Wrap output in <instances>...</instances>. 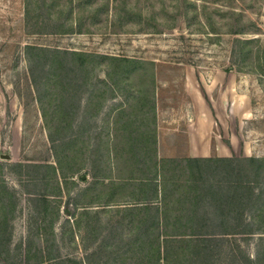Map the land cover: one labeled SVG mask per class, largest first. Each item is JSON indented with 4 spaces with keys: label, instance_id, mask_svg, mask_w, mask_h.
I'll return each mask as SVG.
<instances>
[{
    "label": "rangeland",
    "instance_id": "1",
    "mask_svg": "<svg viewBox=\"0 0 264 264\" xmlns=\"http://www.w3.org/2000/svg\"><path fill=\"white\" fill-rule=\"evenodd\" d=\"M226 1L196 2L198 7H208L211 19L220 25L218 28L222 31L228 21L222 15L226 11L223 6H227ZM242 1L244 5H250L251 8L245 10L244 15L256 27L254 33L248 35V39H259L260 46L264 49V0ZM24 5L26 14L22 11ZM182 13L181 6L176 5L175 0H73L72 4L69 0H0V183L4 186L2 190L15 196V208L8 214L11 235L6 247L9 249L5 248L7 254L1 250L0 264H20V258L27 254L26 247L33 253L41 239L50 238L53 226L60 228L63 221L55 222L54 210L52 213L50 206L40 202L42 188L38 179L45 180L51 176L46 164L52 163L59 168L56 163V159H59L60 167L67 172L69 164L64 158L65 154L69 158L76 154L75 161L81 165L78 161V147H81L84 157L98 149V152L103 153V147L108 141L106 133L102 132L104 116L94 114L98 110L99 113L104 110V114L116 107L137 104L139 100L133 99L136 87L152 91L157 117L161 126L167 128L163 135L166 143L161 146L165 149L161 151V157L185 156L179 152L177 140L173 137L184 125L183 115L192 112V108L187 105L189 94L185 83V69L190 68L195 69L194 72L200 79L194 89L200 96L207 91L215 98V108L222 109L223 117L219 118L220 122L214 130L216 145L221 141L225 147L228 146L230 152L225 148V153L217 152L210 157L215 160L264 158V76L244 72L233 63L231 45L234 37L227 34L212 36L199 31L197 22L201 24L204 21L200 10L197 11L196 20L191 22H186ZM188 16L190 18L193 14L189 12ZM28 47H40L43 50L39 54L40 66L35 68L40 81L37 88L30 77L29 60L26 56ZM72 52L100 58L137 60L146 65L137 67L131 63L126 68L115 69L114 78L117 82L113 86L105 75L106 68L102 64L87 69L88 73L86 69L79 68L80 76H85L87 80L85 90L73 101V104L80 105L79 114L73 119L78 120V124L84 122L87 126L82 131L84 134L78 132L79 142L83 141L84 144L75 142L72 150L66 153L61 147L54 148L47 129L57 119H64L54 112L55 105L60 101L61 90L45 82H51L55 76L52 67L55 59L63 61L66 58L67 64L75 61L76 57L69 55ZM29 53L30 59H35L32 57L33 53ZM116 64L117 62L114 65ZM220 71L230 75V80L224 83L219 81ZM124 72L126 75H122ZM151 76L152 85L149 84ZM104 89H107L103 96L104 104L97 107L96 96L93 95H99ZM63 95L71 103L70 97L66 93ZM88 98L91 99L90 102ZM41 103L46 109L45 117ZM67 134L69 130L63 132V136ZM69 136L72 135L65 138L66 142L71 140ZM229 141L234 143L235 152L230 148ZM135 151L142 152L136 147ZM2 155L9 156V159H1ZM224 155L229 158H221ZM16 162L40 167L18 168L16 172L13 164H10ZM213 163L214 167L226 165ZM180 166L185 167V163L181 162ZM22 172L24 176L21 175ZM84 173L85 170L78 175L81 177ZM258 175L256 180L250 178V183L258 185L254 187L256 190L253 198L257 197L261 204L264 201L263 168ZM35 178L38 179L33 182L32 187L31 183ZM180 178L185 179L181 176L178 179ZM197 182L200 183L196 180L195 183ZM218 182L223 180H213L212 184L196 189L201 195L206 190L208 196L209 191L216 192L217 187L213 183ZM224 185L226 184L221 185L222 188L227 189ZM24 187L35 195L28 196ZM219 194L216 192L215 196L218 197ZM244 198L243 195L242 200ZM259 204H255V207H259ZM56 205L60 207V203ZM253 209L248 207L242 216L244 223L248 222V229L252 231L259 228L260 223V219H252ZM58 231L61 239V231ZM64 239L68 240L67 237ZM224 246L235 256L236 261L233 263L229 259V264H264V234L226 238ZM76 251L73 246L63 248L61 258L80 257V252ZM227 254L225 250V262L228 261ZM198 261L197 264H200L201 261Z\"/></svg>",
    "mask_w": 264,
    "mask_h": 264
},
{
    "label": "trees",
    "instance_id": "2",
    "mask_svg": "<svg viewBox=\"0 0 264 264\" xmlns=\"http://www.w3.org/2000/svg\"><path fill=\"white\" fill-rule=\"evenodd\" d=\"M92 0H87L91 2ZM198 0H175L176 5L183 10V18L186 22H191L196 20L197 11L200 10L204 16V21L199 26V31L204 32L207 35L219 36L220 34H227L234 37L232 41L231 48V60L240 70L247 73H255L264 76V49L260 46L259 39H248V35H251L253 30L256 28L254 23L247 19L244 15L245 10H249L250 5H244L242 0H227L225 12L222 15L228 18V21L224 24V30L222 31L220 25L215 23L211 19V14L208 12V7L203 5L201 7L197 6ZM204 2L207 0H203ZM73 0H69L72 4ZM123 5L125 3L123 2ZM193 14L189 18L188 13ZM32 52L35 59H30V53ZM40 47H28L26 48V56L29 60V72L33 85L37 88L40 81L36 76V69L40 66L42 52ZM71 57H76L75 63H66V58L62 60H56L53 62L52 67H54V78L51 82H45L47 85L49 83L52 86L60 88V101L55 105L54 112H57L60 117L64 119H57L58 122H54L47 126L48 136L52 141L54 148L61 147L66 151H71L74 143L84 144L83 141L79 142V133L84 134L86 123L78 124L77 121L73 119L80 108L79 104H73L74 100L78 97L80 93L85 90L86 80L85 76H80L79 68L81 70L86 69L88 73L89 68L99 67L98 64H102L106 68L105 75L110 80L111 85H116L117 79L115 69L126 68L131 63L133 65L144 66L145 63L137 60L130 59H117L110 57H97L90 54L72 52L69 53ZM57 55H55L56 57ZM54 57V58H55ZM107 61V63H105ZM115 62H117L116 65ZM148 64V63H147ZM101 65V66H102ZM253 66V68H252ZM36 68V69H35ZM125 73V74H124ZM122 75H126L124 72ZM142 74V73H140ZM138 74V75H140ZM83 77V78H82ZM82 78V79H81ZM153 77H150L149 84H153ZM112 86H110V93L113 92ZM141 87V86H138ZM104 89L102 92L93 96H96L97 107H101L103 103V96L106 94ZM133 99L139 100L137 104H131L129 106L130 113L126 121H122L125 125L128 123V128L132 130V141L133 149L132 154L135 155L136 162H143L145 166L148 164L152 165L150 180L161 178L163 182L162 186V196H161V207L154 205L157 198L153 199L149 206L144 208H136V211H145L144 218H136V227L145 225L149 226L152 231L155 229L159 230L157 233H151V242L154 244L160 242V237H165L162 242L165 244L162 251L157 246L154 250L152 245L151 251V261L148 264H160L159 260L163 262L161 264H197V256H201L203 259L200 264H207L208 252L203 250L190 248L192 242L198 240H207L208 237H220L222 239L218 241H224L226 238H233V236H242L246 238L248 235L254 234H264V201L259 204L257 197L253 198L255 193L254 187L257 184L252 185L250 178L256 180L258 178V173L260 169L264 170V158H243V159H198L190 160L184 159L182 161L178 159H167L161 162L159 169H157L156 164H151L150 161L155 156L154 153L150 154L148 148L151 144V139L153 137L154 128L151 127L154 121V108L155 103L153 101L154 95L152 91L150 92L147 88L141 87L134 90ZM47 93V90H46ZM64 93L70 97L71 103H68ZM90 96V95H89ZM91 99L88 98L90 102ZM42 114L45 117V110L43 103H41ZM132 109V110H131ZM98 113V111H97ZM96 113V114H97ZM67 118V120H66ZM78 119V118H76ZM121 122V120H120ZM152 122V123H151ZM117 121L115 122V124ZM48 124V123H47ZM69 130L68 138L70 141H65L67 136H63V132ZM52 131V132H51ZM62 134V136H61ZM135 147L142 152H136ZM56 151V150H55ZM79 159L81 163L84 162V152H82L81 147H78ZM57 153V152H56ZM67 153V152H66ZM137 153V154H136ZM69 154V153H68ZM70 155V154H69ZM76 155V154H75ZM75 155L71 158L67 157L65 154V159L69 164V170L74 166H78V162L75 161ZM84 155V156H83ZM152 157V158H151ZM147 158V160L145 159ZM184 162V166H180V163ZM213 162H218V164H226L224 167H214ZM59 167L61 166L59 159H56ZM66 163V162H65ZM21 168L20 165H18ZM148 167V166H146ZM61 168V167H60ZM150 168H147L149 170ZM181 171V174H180ZM185 177V179L179 177ZM222 176V177H216ZM216 177V178H215ZM198 180L199 188L205 187L212 184L213 180L221 181L218 183H213L216 185V192L220 194L218 197L214 193L210 192L207 196L205 191L200 194V198L191 196V190L196 189L194 185L195 181ZM244 180L245 182H243ZM191 183V184H190ZM225 183L227 189L222 188V184ZM194 185V186H192ZM264 186V183H263ZM0 255L1 250L8 253L5 248L9 241L11 235L9 231V218L8 214L12 212L15 208V196L4 190V186L0 183ZM154 188H151V194ZM147 192L145 191L144 196ZM244 195V201L242 196ZM142 197V192L139 190L136 195L137 198ZM195 199V200H194ZM173 201L176 202V206H184L187 204V210L177 211L174 207ZM154 203V204H153ZM195 203H200V207H204L205 211H202L198 216L197 212L191 209ZM153 204V205H152ZM255 204H259V207H255ZM254 208L252 212V219H260L259 228L248 229V222L243 221V213L248 210V207ZM254 206V207H253ZM258 212V213H255ZM249 230V231H248ZM261 232V233H259ZM201 238V239H200ZM178 245H181L177 247ZM183 249H179L182 248ZM9 249V247L7 248ZM230 260L234 263L235 256L230 253ZM230 261V262H231ZM237 264H240L239 262ZM250 264H252L250 262Z\"/></svg>",
    "mask_w": 264,
    "mask_h": 264
},
{
    "label": "crops",
    "instance_id": "3",
    "mask_svg": "<svg viewBox=\"0 0 264 264\" xmlns=\"http://www.w3.org/2000/svg\"><path fill=\"white\" fill-rule=\"evenodd\" d=\"M24 6L22 11L26 14V5ZM185 70L187 74L185 83L188 87L186 90L189 94L187 105L192 108V112H186L183 115L184 125L176 131L173 137L177 140L179 152L185 156L179 158L160 156L161 151L165 150L161 146L166 143L163 135L167 128L161 126L155 107L154 124L151 125L154 128V138L151 139L148 151L150 154L154 153L155 156L151 157L150 163L156 164L157 169L161 162L167 159H209L214 153H225V148L230 152L228 146L225 147L221 141L216 145L214 130L220 122L222 109L215 108V98L212 95L211 97L207 91L200 96L194 89V85L200 82L197 73L194 72L195 69L186 68ZM218 74L220 75L218 80L222 83L230 80V75L224 71ZM129 106L127 104L120 108L116 107L104 114L102 113L104 110L100 113L98 110V113L94 114L104 116L102 132L106 133L108 141L103 147V153L98 152L99 149L96 150L86 156L85 161L75 170L68 169L67 172L60 167H55L52 163H47L46 168L51 171V176L45 180L35 178L32 181L31 186L33 187V182L40 180L39 186L42 188L39 194L42 198L40 202L50 206L52 213L54 210L55 222L59 223L61 220L63 222L60 228L53 226L50 238L41 239L33 253H30V248L26 247L27 254L20 258V264H148L151 261L152 245H154V250L158 246L162 251L165 246L162 240L165 237H160L158 243L151 242V233L155 234L159 230L152 231L149 226L145 225L136 227V218L148 216H145L144 210L136 211V208L149 206L155 198L157 199L153 200L155 202L153 204L158 208L161 207L163 182L159 173L156 179L150 180L152 165L144 166L143 162H136L135 155L131 152L133 133L128 128V123L125 125L122 123L128 119ZM229 145L235 152L234 143L229 141ZM237 148H240V143ZM221 158L229 157L224 155ZM10 164H13L16 172H18V165L22 169L40 167L27 165L28 163ZM147 168L150 169L147 170ZM83 170L85 173L80 177L78 174ZM21 175L25 174L22 172ZM194 185L197 187L198 182ZM151 188H154L153 194H151ZM23 190L28 196L35 195L27 187ZM139 190L142 192V197L136 200ZM145 191L146 196H144ZM191 196L198 200L200 198L198 189H192ZM55 203H60V207ZM173 204L176 210L181 212L187 210L188 207L187 204L177 207L175 201ZM191 209L197 212V216L205 211L204 207H200V203H195ZM58 230L61 231V239L58 237ZM65 237L68 238L67 241ZM206 239L192 242L190 248L207 251L209 254L207 264H229L230 249L224 246V241L217 242L222 238L208 237ZM71 246L75 247L76 252H80V257L62 259L61 249ZM179 246L181 245L177 247ZM225 250L228 253L227 262H225ZM202 259L201 256H197L196 260L202 261ZM159 262L161 264L163 261L160 259Z\"/></svg>",
    "mask_w": 264,
    "mask_h": 264
},
{
    "label": "water",
    "instance_id": "4",
    "mask_svg": "<svg viewBox=\"0 0 264 264\" xmlns=\"http://www.w3.org/2000/svg\"><path fill=\"white\" fill-rule=\"evenodd\" d=\"M1 159L8 160V159H9V156H7V155H2V156H1Z\"/></svg>",
    "mask_w": 264,
    "mask_h": 264
}]
</instances>
